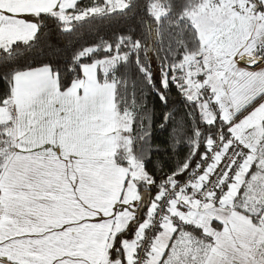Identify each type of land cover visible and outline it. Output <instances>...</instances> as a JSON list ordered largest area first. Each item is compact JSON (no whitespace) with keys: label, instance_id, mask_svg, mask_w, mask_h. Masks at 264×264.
Wrapping results in <instances>:
<instances>
[{"label":"snow or ice","instance_id":"1","mask_svg":"<svg viewBox=\"0 0 264 264\" xmlns=\"http://www.w3.org/2000/svg\"><path fill=\"white\" fill-rule=\"evenodd\" d=\"M0 264H264V0H0Z\"/></svg>","mask_w":264,"mask_h":264},{"label":"trees","instance_id":"2","mask_svg":"<svg viewBox=\"0 0 264 264\" xmlns=\"http://www.w3.org/2000/svg\"><path fill=\"white\" fill-rule=\"evenodd\" d=\"M173 99H175V92L172 93ZM149 106H154L156 108L157 113L160 111V105L157 101H155L152 96L150 95L148 98Z\"/></svg>","mask_w":264,"mask_h":264}]
</instances>
